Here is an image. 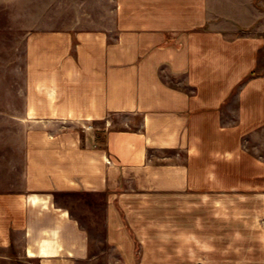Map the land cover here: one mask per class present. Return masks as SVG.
<instances>
[{
	"label": "crops",
	"instance_id": "crops-1",
	"mask_svg": "<svg viewBox=\"0 0 264 264\" xmlns=\"http://www.w3.org/2000/svg\"><path fill=\"white\" fill-rule=\"evenodd\" d=\"M26 3L0 264H264V0Z\"/></svg>",
	"mask_w": 264,
	"mask_h": 264
},
{
	"label": "rangeland",
	"instance_id": "rangeland-1",
	"mask_svg": "<svg viewBox=\"0 0 264 264\" xmlns=\"http://www.w3.org/2000/svg\"><path fill=\"white\" fill-rule=\"evenodd\" d=\"M27 1L0 0V178L2 176L1 169L9 168L12 183L20 181L22 171L24 121L21 118L23 112L24 40L20 33V26L22 22L24 23L25 13H30V5L26 3ZM6 145H9L10 149H6ZM94 202L93 199L88 198H74L68 201L69 204L80 206V209L87 213L90 210L89 214L93 213L91 207L95 204ZM98 214L100 211L97 212ZM98 220L96 219V223ZM99 222L97 228L102 229L101 218ZM90 237L92 238L90 255L94 256L92 263L112 264L114 253L103 245V233L99 230L90 234Z\"/></svg>",
	"mask_w": 264,
	"mask_h": 264
}]
</instances>
